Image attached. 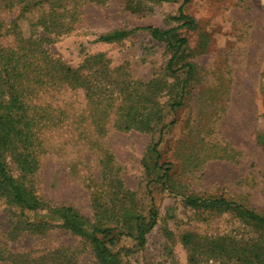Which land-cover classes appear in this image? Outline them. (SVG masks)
I'll list each match as a JSON object with an SVG mask.
<instances>
[{
  "label": "rangeland",
  "instance_id": "1",
  "mask_svg": "<svg viewBox=\"0 0 264 264\" xmlns=\"http://www.w3.org/2000/svg\"><path fill=\"white\" fill-rule=\"evenodd\" d=\"M179 8L194 19L192 26L178 27L181 22L170 18ZM146 26L171 29L169 41L152 38ZM129 29L135 31L123 39L96 41ZM180 37L187 43L171 74L170 43ZM9 59L11 65H54L51 70L69 65L89 81L92 96L102 91L91 98L83 88L50 80L53 86L42 93L46 119L36 128L38 138L28 150L18 147L32 154V172H22L13 154L7 152L5 160L38 198L72 206L91 220L95 203H113L116 182L120 193H133L129 202L119 193L118 201L132 205L146 222L155 214V222L141 248L128 236L119 240L130 251L126 263L187 264L182 233L237 229L229 213L195 210L182 195L222 196L264 213V0H0V67ZM187 62L194 72L185 84ZM14 75L10 71V80ZM151 80L162 84L150 90V100L158 102L150 129L117 128L132 102L149 104L144 84ZM106 90L112 108L104 111ZM46 211L36 214L0 196V264L40 258L46 264H94L85 239L59 225L29 229L42 219L56 223L44 217ZM114 214L109 221L100 217L111 228L99 233L105 241L117 240L123 230L111 220Z\"/></svg>",
  "mask_w": 264,
  "mask_h": 264
},
{
  "label": "trees",
  "instance_id": "2",
  "mask_svg": "<svg viewBox=\"0 0 264 264\" xmlns=\"http://www.w3.org/2000/svg\"><path fill=\"white\" fill-rule=\"evenodd\" d=\"M172 20L181 22L178 27H190L194 23V19L183 13L182 8H179L177 15L170 17ZM139 29V28H138ZM146 29L152 38L163 39L169 41V30H161L154 26L142 27ZM175 30V29H174ZM135 29L129 30H113L111 32L101 34L96 38V41L110 42L123 39L131 35ZM187 43L185 37L178 38L174 43H170L175 50L167 61L166 69L171 73H176L174 62L182 51V47ZM187 67L186 78L184 83L187 84L194 72V64L187 62L184 64ZM10 67V68H9ZM54 65L42 67L37 61L23 62L18 61L11 65L10 59L6 60L0 67V196L8 199L11 203L19 206L22 209L32 211L36 214L39 211L44 217L49 216L51 220H40L37 224H30V230L51 229L52 226L59 225L68 230L70 233L85 239L91 246L96 255L94 264H129L123 260V256L128 254L129 249L118 246L119 240L123 236H128L136 241L139 248L142 247L145 241V231L147 227L152 226L155 222V214L152 219L146 222L145 216L138 212L132 205H125L118 201L120 193L119 186H111L110 194L113 195V203L101 206L95 203V220L82 215L72 206L60 205L52 206L38 198L31 192L24 182L16 179L10 172L8 163L5 160V154L15 155L19 162L22 172H32L33 157L27 152L22 154L18 152V147L21 144L24 150H28L34 140L37 139V132L41 130V125L45 121L46 116L43 112L44 104L42 103V93L47 86H53L52 83L56 79H60L62 83L68 85L70 89L83 88L87 91L89 97H96L102 91L96 92V96H92V89L88 85L89 81L79 78L78 70L69 65L58 63L56 70ZM60 70V71H59ZM10 71L15 72V78L10 80ZM62 74H59V73ZM57 73V74H56ZM60 75V76H59ZM161 80H151L144 84L145 101L148 105L142 104L138 100L132 102L125 114V120L115 125L120 129L135 128L139 130L150 129V121L152 109L158 102L150 100L149 96L159 85ZM100 89V87L98 88ZM184 91V89H183ZM106 98L109 102L103 105L102 110L112 108L111 99L112 93L106 90ZM130 96L128 94L127 98ZM184 92L175 102L180 105ZM173 105V104H172ZM37 128V132L36 131ZM157 144V143H156ZM156 144L152 147V151H156ZM41 145V142H39ZM164 177L163 183L169 181L168 170L161 175ZM133 193L121 191L120 197L123 202L133 200ZM185 204L193 209H201L215 213H229V216L236 220V230L223 231L219 234H202L196 231H185L181 234L180 241L187 252V264H264V213L258 212L253 208L244 206L233 200H228L222 196L218 197H201L193 195H182ZM111 199V198H110ZM121 212L118 213L117 211ZM115 212L111 220L115 221L116 226L122 227L117 240L114 237L107 241L99 237V233L106 234L111 228L104 227V223L100 217ZM108 221L110 219H107ZM26 228V227H25ZM242 228L243 232L237 230ZM42 232V233H43ZM123 251H125L123 253ZM73 264L72 262H67ZM64 262V264H67ZM29 264H46L45 258L31 260ZM53 264V263H52Z\"/></svg>",
  "mask_w": 264,
  "mask_h": 264
}]
</instances>
